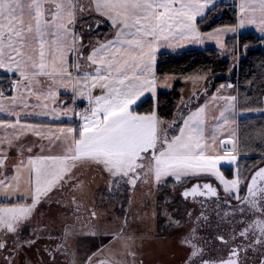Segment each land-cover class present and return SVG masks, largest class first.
Masks as SVG:
<instances>
[{"label": "rangeland", "instance_id": "rangeland-1", "mask_svg": "<svg viewBox=\"0 0 264 264\" xmlns=\"http://www.w3.org/2000/svg\"><path fill=\"white\" fill-rule=\"evenodd\" d=\"M223 1L231 4L237 0ZM75 2L0 0V14L11 16L17 28L11 32L5 25L0 31V52L4 53L0 56V63L10 52L20 49L15 42L3 45V38L8 33L12 40L23 41L27 37L24 36L25 26H33L50 5L61 6L60 19H67L74 11ZM226 53L222 54L223 57H228ZM133 58L131 53L129 60ZM158 58L148 54L137 69L116 75L112 77L113 81L107 77L102 80L103 85L100 83L105 101L96 105L103 117L107 116L103 127L109 130V137H100L98 131H89L79 144L82 152L66 159L67 167L58 165L47 174L42 171L34 173L31 199L12 206H0V264H175L183 257L184 250L178 236L168 233L167 228L171 224L175 227L177 220L171 217L166 207L168 200L162 204L165 191L159 192L157 199V185L167 175L173 181L181 177L187 180L200 169L216 173L219 181L229 188L237 189L242 185L237 179L228 181L219 171L221 167L236 168L240 157L238 138L235 151L224 154L221 149L224 135L217 131V125L222 121L219 119L222 108L217 102L226 107L228 101H209L207 106L200 108L194 103L192 111L182 119V109L188 102L192 104L195 95L208 87L209 77L203 76L205 79L200 80L202 76H158ZM238 60L236 57L233 62ZM177 85H182V98L173 121L164 120L157 112L152 115L135 112L147 100V94L157 101L160 93H170ZM204 99L202 95L200 102ZM258 115H264V111ZM234 116L230 114L229 120H234L235 129L239 115ZM196 127L204 131L202 141L189 138L188 129ZM207 139L216 145L215 149L220 147L218 157H205ZM263 165L264 160L258 161L249 172ZM68 166L73 168L68 169ZM68 178L69 183L63 182ZM131 178L136 179L134 189L128 186ZM78 179L79 186L63 196L64 188ZM130 196L132 203L128 204ZM46 198L57 201V209L54 206H49V210L39 208ZM74 198L86 202L85 210L89 213L72 217ZM161 214L167 220L160 218L159 222L157 219ZM47 223L52 224L42 229ZM132 224H136V228H131ZM35 240H39L36 241L38 244Z\"/></svg>", "mask_w": 264, "mask_h": 264}, {"label": "crops", "instance_id": "crops-1", "mask_svg": "<svg viewBox=\"0 0 264 264\" xmlns=\"http://www.w3.org/2000/svg\"><path fill=\"white\" fill-rule=\"evenodd\" d=\"M240 2L241 0H237L227 4L223 0H204L201 5L204 14L198 24L200 32H215L221 28L208 30L211 23L200 25V22L212 10L221 5H230L237 12L238 23ZM133 3L143 4L144 0H76L74 11L67 16V19H60L61 6L50 5L45 15L33 26L31 24L25 26L27 29L24 36L27 35V37L23 41L22 39L12 40L10 33L3 38V45L17 43L23 50L24 56L17 60L10 59L8 56L0 63V206H12L16 202L31 199L34 173L41 172L37 170L36 163L31 160V157L77 156L79 152H82L79 145L82 137L89 132L83 131L84 127L92 126L93 117L102 127L105 124V119H101L103 115L97 108V105H102L105 101L102 80L107 77L112 79L116 75L127 73L128 70H135L145 60L137 56L139 48L132 43L121 42L125 36L129 42L133 41L134 36L126 34L129 31L135 33L134 28H125L124 23L131 24L135 16L143 14L135 12V16L132 15ZM136 27L138 28L139 24ZM42 30L47 32V35L43 37L47 42L46 45L41 44ZM247 32L258 36L255 27L249 26L241 30V34ZM22 38H24L23 35ZM230 38L233 36L229 35L225 38L226 43ZM114 39L115 43H113ZM21 44H23L22 47ZM124 47L127 49L123 50ZM208 48L218 49V46L211 41L201 45L193 40L180 38V34H177L173 40L160 43L158 49L152 50L149 55L159 57L163 53L179 54ZM41 51L44 53L43 59L47 64V67L43 69L35 66L42 58ZM90 51H92L91 58H89ZM125 53L129 55L133 53L132 61L129 60V55L125 56ZM226 55L228 56L226 58H231L232 51L227 50ZM41 72L44 74L39 75ZM12 78L18 81L16 89L9 95H3V86ZM209 81L208 78V86ZM231 89H221L219 95L237 94L235 85ZM199 94L195 97L200 99L203 93ZM222 102L226 101L222 100ZM217 105L219 108H224L222 107L224 103L220 105L217 102ZM83 106L88 107L90 111L79 115L78 109ZM218 107H216L217 110H219ZM85 115L89 117L87 125L82 119ZM236 115L240 117L239 111ZM231 116L235 118L234 114ZM233 123L234 120L229 123V126L226 125L225 131L233 136V140H237L238 122L235 129ZM37 132L40 133L39 137L36 136ZM49 134H53L50 139ZM73 139L75 144L71 145ZM41 145L44 146V152H41ZM49 148H51L50 152L47 151ZM215 148L216 145L207 139L205 157H218L220 147ZM29 149L32 151L30 152ZM59 165L64 168L68 163L63 160ZM72 168L68 166V169ZM69 181L70 178L63 182L69 183ZM79 184V179L76 182L73 181L64 188L63 196L73 192V188L78 187ZM56 202L46 198L39 208L49 210V206H54L57 209ZM72 204V217L89 213L85 210L87 206L83 200L74 198ZM60 206L65 208L61 204ZM102 213L105 214L104 209ZM50 224L52 223L44 224L42 229H46V226Z\"/></svg>", "mask_w": 264, "mask_h": 264}, {"label": "flooded vegetation", "instance_id": "flooded-vegetation-1", "mask_svg": "<svg viewBox=\"0 0 264 264\" xmlns=\"http://www.w3.org/2000/svg\"><path fill=\"white\" fill-rule=\"evenodd\" d=\"M219 171L228 181L237 179L242 185L229 188L216 173L200 169L187 180L173 181L167 175L156 187L157 199L158 193L165 191L162 204L168 200L166 207L177 220L175 227L167 226L184 250L175 264H264V180L256 194L247 195L254 171L247 173L244 181L238 166ZM158 218L159 222L160 218L167 220L162 214Z\"/></svg>", "mask_w": 264, "mask_h": 264}, {"label": "snow or ice", "instance_id": "snow-or-ice-1", "mask_svg": "<svg viewBox=\"0 0 264 264\" xmlns=\"http://www.w3.org/2000/svg\"><path fill=\"white\" fill-rule=\"evenodd\" d=\"M204 3V0H144L143 4H135L133 3V12L132 15L135 16V12L143 13L140 16H135L131 24L124 23L125 28L135 29V33L129 31L126 35H133V41L129 42L125 38L121 41L122 43H132L135 47L139 48L140 51L137 53V56L143 57L144 59L148 58V54L154 50L158 49V46L162 42L171 41L177 37V34H180V38H186L189 40H193L201 45L206 42H214L215 46H218L219 54H223L227 51L229 45L226 43V37L229 35L235 37V44H238V37L241 34V30L248 28L249 26L255 27L256 32L258 33V39L260 40V44L264 47V0H241L240 2V11L238 16V23L235 26H229L224 28H218L215 32H200L199 30V21L204 14V10L201 5ZM11 21V23L9 22ZM139 24L137 28L136 25ZM7 25L8 29L11 32H15L17 30L14 25H16V21L11 16H4L0 14V31L4 30V26ZM47 35L46 31L40 32L41 44L46 45L47 42L43 39L44 36ZM143 38V39H141ZM83 41V37H81ZM115 39L113 43H115ZM53 43H58V41H53ZM244 49H248L249 46L245 43L242 46ZM147 50V51H146ZM95 51V50H92ZM92 51L89 53V58H91ZM232 54L237 55V51L235 47H232ZM4 53L0 52V56H3ZM129 55V53H125V56ZM24 56V52L22 49H15L14 51L9 53L10 59L17 60L20 57ZM44 53L41 51V60L35 66L38 68H45L47 64L43 59ZM99 63V61H96ZM99 71V69H97ZM41 72L39 75H43ZM200 80L205 79V77H200ZM249 84L252 85V82L249 81ZM225 88H233L232 83L228 84H220L218 88L215 89V92L209 94L207 87L202 90V93L205 99L202 102L197 103V107L207 106L209 101L215 102L217 100L228 101L226 107H224L220 114L219 119L223 121V124L217 125V131L224 135V141L226 143H233V136L225 133V127L231 121L229 120V114H237L243 112V109H239L240 98L239 94H235L232 96H220V90ZM39 95V94H38ZM194 100L196 97L193 98ZM253 99V97H248L245 95L244 102ZM147 102H152L151 94H147ZM260 104L261 108L259 111H264V93H261L260 96ZM219 106V105H217ZM119 111H123L120 109ZM114 114V113H112ZM82 119L85 121V124H89V117L87 115L83 116ZM101 119H107V116L101 117ZM194 123H199L198 120H194ZM91 127H84L83 131H98L100 137L107 138L110 136V132L106 127H101V125L97 124L95 118L93 117L91 121ZM53 134H49V139ZM189 138L196 140H203L204 131L203 129L189 128L188 129ZM36 136L39 137L40 133L37 132ZM75 144V139L71 142V145ZM69 146V150L71 148ZM54 146V145H53ZM31 152L32 150L29 149ZM44 146L41 145V152H44ZM48 152L51 151V148L47 149ZM66 157H58L55 155H40L31 157L36 163L37 170L42 171L45 174L49 173V171L53 168H57L58 165L66 160ZM127 175V172L124 173ZM128 186L130 189H134L136 187V179L131 178L128 181ZM94 215V214H93ZM124 226H127V216L124 218ZM54 259V257H51Z\"/></svg>", "mask_w": 264, "mask_h": 264}, {"label": "trees", "instance_id": "trees-1", "mask_svg": "<svg viewBox=\"0 0 264 264\" xmlns=\"http://www.w3.org/2000/svg\"><path fill=\"white\" fill-rule=\"evenodd\" d=\"M207 23H211L208 30L221 26H235L237 12L230 5L218 6L200 22V25L204 26ZM235 39V37L228 39L227 45L229 51H232L234 46L238 56L223 57L216 48L191 50L179 54L163 53L158 58L157 74L162 77H209V94L215 92L222 83H232L236 86L240 98L238 108L243 109V112L239 113L238 120L240 157L237 166L243 171L241 181H244L245 175L255 163L264 160V115H258L261 108L260 96L264 93V47L261 46L258 36L251 32L241 34L238 37V44L234 43ZM245 43L248 44V49L242 47ZM236 57L239 58L238 62H233ZM181 92L182 86L178 85L170 93H160L157 101L152 99L149 103L146 100L135 112L145 115L157 112L164 120L173 121L182 98ZM245 95L253 99L245 103ZM192 102V104L188 102V105L182 109L180 114L182 119L192 111L193 104L199 103L200 99H193Z\"/></svg>", "mask_w": 264, "mask_h": 264}, {"label": "built area", "instance_id": "built-area-1", "mask_svg": "<svg viewBox=\"0 0 264 264\" xmlns=\"http://www.w3.org/2000/svg\"><path fill=\"white\" fill-rule=\"evenodd\" d=\"M18 81L14 78L10 79L9 81H6L5 85L3 86V95H9L11 94L17 87ZM90 110L88 107L83 106L78 109V114L79 115H84L88 113ZM224 141V140H222ZM234 142L229 144L226 142H221V149L224 154H232L235 149L237 148L236 144L238 143L237 140H233Z\"/></svg>", "mask_w": 264, "mask_h": 264}, {"label": "water", "instance_id": "water-1", "mask_svg": "<svg viewBox=\"0 0 264 264\" xmlns=\"http://www.w3.org/2000/svg\"><path fill=\"white\" fill-rule=\"evenodd\" d=\"M262 180H264V165L258 168L252 174L247 186V195H249V193L251 192L253 193V195L256 194L259 190V186Z\"/></svg>", "mask_w": 264, "mask_h": 264}]
</instances>
